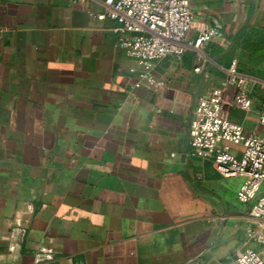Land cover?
Wrapping results in <instances>:
<instances>
[{"label":"crops","instance_id":"crops-1","mask_svg":"<svg viewBox=\"0 0 264 264\" xmlns=\"http://www.w3.org/2000/svg\"><path fill=\"white\" fill-rule=\"evenodd\" d=\"M104 0H0V264H228L247 248L253 203L190 156L197 99L233 61L251 110L223 116L264 137V0H192L181 58L158 83L120 47ZM223 36L200 50V30ZM199 68V71L196 69Z\"/></svg>","mask_w":264,"mask_h":264},{"label":"built area","instance_id":"built-area-1","mask_svg":"<svg viewBox=\"0 0 264 264\" xmlns=\"http://www.w3.org/2000/svg\"><path fill=\"white\" fill-rule=\"evenodd\" d=\"M191 3L192 0H104L105 9L98 19L117 23L115 31L121 37L120 47L143 69L136 88L158 83L153 73L155 62L184 55L187 33L195 23ZM222 36L219 29L205 27L191 46L200 50ZM236 64L233 61L218 87L197 99L189 128L190 156L211 161L224 178H243L237 197L243 204L253 203L249 215L259 226L249 231V238L261 251L247 248L228 264H264V192L260 194L264 184V137L246 133L241 125L223 116L224 97L230 87L237 89L236 105L241 110H251L247 83L236 74ZM259 124L264 128V104ZM238 146L243 150L235 149Z\"/></svg>","mask_w":264,"mask_h":264},{"label":"rangeland","instance_id":"rangeland-1","mask_svg":"<svg viewBox=\"0 0 264 264\" xmlns=\"http://www.w3.org/2000/svg\"><path fill=\"white\" fill-rule=\"evenodd\" d=\"M235 149H237V150H240V151H242L243 150V148H241V147H236ZM264 192V184H263V186H262V188H261V190H260V194H262ZM255 250L256 251H261V247H259L258 245L257 246H255Z\"/></svg>","mask_w":264,"mask_h":264}]
</instances>
